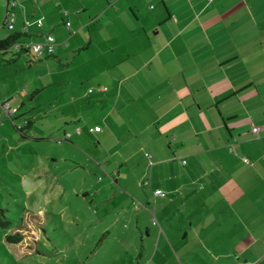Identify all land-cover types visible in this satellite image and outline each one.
I'll return each mask as SVG.
<instances>
[{
	"label": "crops",
	"instance_id": "0c3cea01",
	"mask_svg": "<svg viewBox=\"0 0 264 264\" xmlns=\"http://www.w3.org/2000/svg\"><path fill=\"white\" fill-rule=\"evenodd\" d=\"M15 1L19 41L49 34L56 46L39 59L8 51L10 61L26 55L47 66L63 56L67 43L50 15ZM71 2L73 23L64 21L68 11L59 16L78 51L69 63L73 88L51 105L61 140L82 147L93 139L95 167L117 169L114 182L122 180L127 196L141 202L137 226L147 217L152 224L157 213L167 228L183 225L180 237L191 234L212 264H264V0ZM7 7L6 0L3 20ZM84 12L86 19L76 18ZM19 116L16 110L10 119ZM182 156L188 161L175 172ZM128 173L139 190L129 187ZM144 233L147 240L157 234L150 227Z\"/></svg>",
	"mask_w": 264,
	"mask_h": 264
},
{
	"label": "rangeland",
	"instance_id": "374dc122",
	"mask_svg": "<svg viewBox=\"0 0 264 264\" xmlns=\"http://www.w3.org/2000/svg\"><path fill=\"white\" fill-rule=\"evenodd\" d=\"M60 1L65 4L59 5ZM71 1L28 3L30 9L50 15L49 22L67 43L63 56L49 59L47 66V61H33L26 55L13 61L9 53L2 57L5 62L0 65V264H212L210 257L196 252L191 234L186 239L180 237L183 225L181 229L167 228L156 213L158 225L154 227L147 217L138 220L137 226V212L142 207L127 196L122 180L119 184L114 182L117 169L95 167L92 138L82 147L61 140L57 129L59 115L56 110L51 111V105L58 94L66 95L73 88L74 71L69 63L78 51L67 39L69 34L59 16L68 11L70 19L65 17L64 21L73 23L75 8ZM5 2L0 0V40L14 32L2 28ZM18 2L21 4V0ZM15 11L17 26L19 6ZM86 16L84 12L76 18ZM97 20L99 17L93 22ZM74 27L73 24L71 29ZM35 90L40 92L29 100ZM6 102L21 114L14 121L5 116L1 107ZM26 119L32 121V128L18 132L14 125L21 126ZM143 156L139 153L135 160ZM187 161L184 156L178 158L174 171L185 167ZM126 180L130 188L139 190L138 180L131 174ZM153 206L151 201L149 209ZM145 227L154 228L157 234L145 239ZM16 233L23 236L22 240L18 244L7 243L5 236Z\"/></svg>",
	"mask_w": 264,
	"mask_h": 264
},
{
	"label": "built area",
	"instance_id": "2783aa9c",
	"mask_svg": "<svg viewBox=\"0 0 264 264\" xmlns=\"http://www.w3.org/2000/svg\"><path fill=\"white\" fill-rule=\"evenodd\" d=\"M209 2L213 0H208ZM17 5L15 0H11L7 2V9L5 13V17L3 20V25L8 31H15V13H14V7ZM42 22L38 21V25L41 26ZM66 28H70V23L67 22L65 24ZM56 42L52 35H45L43 36L41 41H26V42H16L14 43L9 51L14 53H20V52H27L31 54L35 59H39L46 56H52L55 51ZM101 91H106V88L100 89ZM89 93H93V90L90 89ZM1 107L4 111L5 116L11 118L12 115L16 113V110L11 108L8 103L1 104ZM101 129L99 127H96L94 129H91L90 132H99ZM260 132V128L258 127H252L251 133L253 135H258ZM79 133V131L77 132ZM70 138V134H65L63 140H66ZM148 157V155L146 154ZM154 196H160L164 197L165 194L161 190H156L153 192ZM152 224L155 226L157 225L156 220L153 218Z\"/></svg>",
	"mask_w": 264,
	"mask_h": 264
},
{
	"label": "trees",
	"instance_id": "16d2710c",
	"mask_svg": "<svg viewBox=\"0 0 264 264\" xmlns=\"http://www.w3.org/2000/svg\"><path fill=\"white\" fill-rule=\"evenodd\" d=\"M7 2H9V0H7ZM2 28H5L4 25H2ZM23 37L24 34L13 32L12 34L7 35L4 39L0 40V65L3 64V61L1 60V56L5 55V53L9 51L10 47L14 43L19 42V40ZM30 125L31 122L24 121L23 124H21V126L14 125V128L18 132L22 133L23 131L29 129ZM2 225H6V224H2ZM22 238L23 236L20 233H16L13 235L8 234L5 236V240L9 244H18L22 240Z\"/></svg>",
	"mask_w": 264,
	"mask_h": 264
}]
</instances>
